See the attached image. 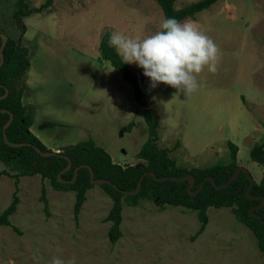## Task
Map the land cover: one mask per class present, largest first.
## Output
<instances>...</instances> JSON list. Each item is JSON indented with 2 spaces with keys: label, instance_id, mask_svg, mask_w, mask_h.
<instances>
[{
  "label": "rangeland",
  "instance_id": "rangeland-1",
  "mask_svg": "<svg viewBox=\"0 0 264 264\" xmlns=\"http://www.w3.org/2000/svg\"><path fill=\"white\" fill-rule=\"evenodd\" d=\"M24 1L37 9L46 0ZM196 1L177 0L174 7ZM14 2L0 0V33L21 37L28 51L22 103L33 112L30 131L55 153L89 137L113 163L140 162L136 154L147 138L143 108L120 72L99 58L98 45L106 31L134 39L153 35L163 20L159 6L153 0H54L22 18V33L12 20ZM185 21L218 46V71L205 67L197 76L200 87L188 95L163 83L153 88L149 80L157 146L190 169L228 163L232 142L237 167L259 183L262 167L249 151L264 146V0H221ZM128 66L132 73L140 69ZM13 174L0 162V212L14 192L18 198L10 226L0 227V264H51L58 255L76 264H264L255 237L230 208L209 207L195 237L193 211L122 201L121 236L112 243L105 219L112 200L99 185L86 190L74 217V192L56 191L40 175L16 182Z\"/></svg>",
  "mask_w": 264,
  "mask_h": 264
},
{
  "label": "trees",
  "instance_id": "trees-1",
  "mask_svg": "<svg viewBox=\"0 0 264 264\" xmlns=\"http://www.w3.org/2000/svg\"><path fill=\"white\" fill-rule=\"evenodd\" d=\"M54 0H46L39 8H30L24 0H15L14 9L11 14L13 23L19 26L24 33L22 18L39 12L43 8L49 7ZM160 8L163 19L176 18L180 22L191 19L195 14L207 10L213 4L221 0H198L187 4L180 9L174 7L177 0H153ZM1 34V33H0ZM4 35V34H2ZM6 37V41L1 50L3 62L0 66V162L4 168L14 172L13 177L16 182L18 177L40 175L42 179H47L51 188L56 191L74 192L73 213L76 217L80 207L85 201L86 190L91 188L89 183V172L87 165L93 172L94 179H103L111 182L99 185L112 200L111 208L106 216V221L110 222L108 231L109 240L114 243L121 236L119 225L121 222L122 201L128 206H136L140 199L152 201L159 209L167 206L183 207L196 213L199 228L195 237L200 235L207 224V209L230 208L236 220L244 225L255 237L257 248L261 253L264 263V224L249 214V210L259 206L264 200V146L254 144L249 151V157L262 167V178L259 183H253L250 196L254 200H249L245 196L249 182L239 174L225 188H216L206 178H212L216 186H222L233 175L237 168L236 152L234 143L228 142L229 162L217 163L205 168L183 169L178 167L174 160L168 156L166 149L157 146V118L148 108V97L146 86L149 78L143 75L140 68L137 73H132L128 64L122 63L121 57L113 47L109 46L110 32H104L99 41V58L118 70L123 80L132 88V96L135 103L143 108V119L147 128V138L140 147L136 157L141 161L135 165L121 166L113 163L110 156L103 148L97 146L91 138H87L74 145L65 147L61 152L49 156L40 153H51L44 144L30 131L33 124V112L22 103V97L26 90L24 85L25 76L29 69V55L25 47L20 45L21 37L17 40ZM1 46V39H0ZM12 115L9 126L5 129L6 140L10 144H21L20 146H9L3 140V126ZM38 149L40 153L36 151ZM67 157L71 162L68 171L62 173L58 180L57 176L66 167ZM77 170L74 182L69 183L73 177V171ZM147 172H152L156 179L167 178L160 182L156 179L144 175L139 191L130 196L124 195L121 191H134L141 176ZM2 173H6L3 171ZM191 175L194 184L191 192H194L201 182L202 188L192 196L187 192L188 181H170L168 178L179 179L183 176ZM112 185L116 186L114 189ZM43 191V190H42ZM42 199H44L42 193ZM18 198L14 192L9 205L0 212V227L10 226V216L14 214ZM261 217L264 222V204L259 209L253 211Z\"/></svg>",
  "mask_w": 264,
  "mask_h": 264
},
{
  "label": "clouds",
  "instance_id": "clouds-1",
  "mask_svg": "<svg viewBox=\"0 0 264 264\" xmlns=\"http://www.w3.org/2000/svg\"><path fill=\"white\" fill-rule=\"evenodd\" d=\"M108 43L122 63L142 68L153 88L163 83L178 94L188 95L200 87L197 76L205 67L213 74L218 71V46L190 21L182 23L176 18H164L160 30L144 39L114 31ZM51 264H76V261L58 255Z\"/></svg>",
  "mask_w": 264,
  "mask_h": 264
},
{
  "label": "water",
  "instance_id": "water-1",
  "mask_svg": "<svg viewBox=\"0 0 264 264\" xmlns=\"http://www.w3.org/2000/svg\"><path fill=\"white\" fill-rule=\"evenodd\" d=\"M0 39H1V46H0V66H1V64H2V62H3L2 55H1V50H2V48H3V45H4L5 41H6V37H5L4 35L0 34ZM5 96H6V93H5L3 96H1L0 99L4 98ZM11 120H12V115L10 114V115H9V119H8V121L5 123V125H4L3 128H2V130H3V140H4V142H5L6 144H8L9 146H20L21 144H10V143H8L7 140H6L5 129L9 126V124L11 123ZM36 151H37L38 153H40V151H39L38 149H36ZM40 154L43 155V156H49V155L55 154V152H51V153H40ZM65 159L67 160V165H66V167L60 172V174H58V176H57L58 180H60V179H59L60 175H61L62 173H64V172L68 171V170L70 169V167H71V162H70V160H69L67 157H65ZM80 168H86V169L88 170V172H89V183H90V185H101V184H104V183L111 185V182H110V181L103 180V179H94V177H93V172H92V170H91V168H90L89 166H87V165H82V166H80ZM78 169H79V168H75V169H74V171H73V177H72V179H71V181H70L69 183H72V182L75 181L76 176H77V170H78ZM240 173L243 174V176H244V177L248 180V182H249L248 188H247L246 191H245V196H246V198H248L249 200H254L255 198L252 197V196H250V190H251V187H252L254 181H253V179L251 178L249 172H248L245 168H243V167H241V166H238V167L236 168V170L234 171L233 175H232V176H231V177L225 182V184L222 185V186H216V185L214 184V181H213L212 178H209V177H208V178H206V180H208V181H209L212 185H214L216 188H225V187H227V185H228L231 181H234V180L238 177V175H239ZM144 175H148V176H150V177L156 179V178H155V175H154L152 172H147V173L143 174V176H141V178H140V180L138 181L137 186H136V188H135L134 191H131V192H124V191H121V193L124 194V195H130V196L136 194V193L139 191V189H140L141 181H142V178L144 177ZM166 179H167V178H160V179H156V180L162 182V181H164V180H166ZM168 180H170V181H188L187 192H188L190 195H192V196L196 195V193L202 188V185H203V182H201V184L199 185V187H198L194 192H191V187H192L193 184H194V178H193L191 175H186V176H183V177H181V178H179V179L168 178ZM112 187H113L114 189H117L116 186H114V185H112ZM263 204H264V200H262V203H261L259 206H257V207H255V208L249 210V214H250L252 217H255V218H256L259 222H261L262 224H264V222L262 221L261 217L258 216V215H256V214H254L253 211L259 209L261 206H263Z\"/></svg>",
  "mask_w": 264,
  "mask_h": 264
}]
</instances>
